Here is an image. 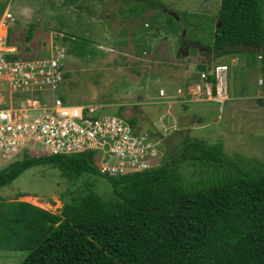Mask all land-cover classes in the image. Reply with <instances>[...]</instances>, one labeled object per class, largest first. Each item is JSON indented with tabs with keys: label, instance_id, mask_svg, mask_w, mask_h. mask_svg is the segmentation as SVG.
I'll list each match as a JSON object with an SVG mask.
<instances>
[{
	"label": "rangeland",
	"instance_id": "374dc122",
	"mask_svg": "<svg viewBox=\"0 0 264 264\" xmlns=\"http://www.w3.org/2000/svg\"><path fill=\"white\" fill-rule=\"evenodd\" d=\"M153 1L160 5L152 7L143 0H0V17L7 7L12 21H4L6 26L8 23L6 42L15 46L19 57L46 56L54 44L65 49L64 78L54 91L65 103L98 102L102 105L100 114L133 117L135 131H160L162 122L166 126L175 123L176 127H170L161 139V156L156 162L158 166L173 160L180 182L186 187L199 184L201 177L211 172L180 155L184 137L220 143L223 153L243 167H264V106L256 101L264 99L262 72H257L256 67L245 71L239 67V53L213 58L205 49L212 38L219 0ZM29 24L33 25L32 36L24 41ZM165 43L175 50L184 45L190 52L197 44L199 55L210 65L226 63L229 100L221 104L160 102L164 97L157 95L159 87L173 95L171 92L180 86V94L176 93L185 97L190 83L185 86L186 80L169 57L157 53L151 58L154 45L165 53ZM70 47L80 48L79 55L68 50ZM238 49L251 50L242 46ZM247 56L245 60L250 59ZM3 58L9 60L6 55ZM253 60L260 65L255 57ZM247 75L253 84L245 81ZM258 77L261 83L257 85ZM238 94L243 96L241 103L236 99ZM227 105L231 110L227 111ZM34 147L38 150L32 154L44 149L38 143ZM21 156L20 153L15 158ZM225 175L226 171L217 174L218 178ZM85 183L101 198H115L104 177L82 173L69 181L48 163L23 170L0 188V196L10 200L22 194L18 200L58 214L63 201L87 190ZM24 255L23 250H0V264H17Z\"/></svg>",
	"mask_w": 264,
	"mask_h": 264
},
{
	"label": "trees",
	"instance_id": "16d2710c",
	"mask_svg": "<svg viewBox=\"0 0 264 264\" xmlns=\"http://www.w3.org/2000/svg\"><path fill=\"white\" fill-rule=\"evenodd\" d=\"M263 6L264 0H219L212 38L204 46L213 58L243 52L252 60L260 53L264 84ZM32 28L27 26L24 41ZM68 50L79 55L81 49ZM256 101L264 106V99ZM132 119L126 118L130 125ZM92 154L24 151L0 169V188L29 166L48 163L69 181L82 173L104 177L115 196L103 199L85 183L87 190L63 201L58 214L18 200L22 194L0 196V250L25 251L17 264H264L263 166L243 167L220 143L184 137L180 155L211 172L186 187L173 160L107 176ZM223 171L227 175L218 178Z\"/></svg>",
	"mask_w": 264,
	"mask_h": 264
},
{
	"label": "built area",
	"instance_id": "2783aa9c",
	"mask_svg": "<svg viewBox=\"0 0 264 264\" xmlns=\"http://www.w3.org/2000/svg\"><path fill=\"white\" fill-rule=\"evenodd\" d=\"M8 11L5 7L0 17V169L24 151L32 154L38 150L34 143L43 146L40 154L92 151L97 170L107 176L157 166L161 139L175 123L166 126L162 122L160 131H135L124 117L100 114L99 103H65L54 93L64 78L65 49L54 44L46 56H17L14 45L6 42L8 23L6 26L4 21H12ZM227 70L226 63L218 62L197 71L196 81L188 88L193 100L224 102ZM158 94H163L162 89ZM163 117L159 116L160 121Z\"/></svg>",
	"mask_w": 264,
	"mask_h": 264
},
{
	"label": "crops",
	"instance_id": "0c3cea01",
	"mask_svg": "<svg viewBox=\"0 0 264 264\" xmlns=\"http://www.w3.org/2000/svg\"><path fill=\"white\" fill-rule=\"evenodd\" d=\"M10 45H12V44H10ZM163 47L165 49V53L159 52L158 47L156 48V45H154V50L151 51L152 52L151 58H154L155 56H157V53H158V55H160V57H162V56H166V58L169 57L170 58V62L172 63V65H174V67H176V70H180L181 77H183V79L186 80L185 86L190 82L188 84V88L197 79V71L192 68V64L193 63H195V64L196 63H202L206 67H208L210 65L207 62V59H204V58H202L199 55V53L197 51V48H198L197 44L194 46L192 52L189 51V47H185L184 45H181L179 47V49H177V50H175L174 48H172V46L169 48L168 43L163 44ZM150 53H148L147 55H149ZM168 54H171V55H168ZM239 55L240 56L237 57L238 62H239V67L243 68L244 71L247 68H249V67H253V68L256 67L258 69L257 72H259L260 65L257 64L258 62L256 63L253 59L252 60L251 59L245 60V59L248 58V56H247V54H244L242 52L239 53ZM220 62H223V61H220ZM238 62L235 61L234 64H238ZM258 79H259V77H258ZM245 81L246 82H251V83L253 82L248 75H247ZM257 81L258 80L256 79V84L258 85L259 83ZM242 88H244V87H242ZM159 89H162V88L159 87L158 90ZM177 89H179L178 92L176 91ZM162 91H163V94L162 95H159L158 92H157V95L159 97H164V99H161L160 102H165L167 104L172 103L173 100H177L176 102L177 103L179 102L180 104H183V103H186V102H189V103L190 102H208V101H204V100L194 101L193 98L191 97V95L189 96L188 91L186 92L185 97L184 96H181L180 97L178 95V94H180V91H181L180 86H176L174 92H171V93H173V95H167V94H165V92H164L163 89H162ZM252 91H254V90L252 89ZM226 92H227V88H226ZM245 93H249V92H245ZM186 96H188V97H186ZM229 98H230V96L227 93V99L225 101L229 100ZM236 99L239 100L240 103L243 102L242 101L243 96H240L239 94H238V97H236ZM96 103H98V102H96ZM240 103H239V106L241 108V104ZM76 104H79V103H76ZM230 106L231 105H227L226 106L227 107V111L231 110L230 109ZM131 126L134 127V124L131 125Z\"/></svg>",
	"mask_w": 264,
	"mask_h": 264
},
{
	"label": "water",
	"instance_id": "95a60500",
	"mask_svg": "<svg viewBox=\"0 0 264 264\" xmlns=\"http://www.w3.org/2000/svg\"><path fill=\"white\" fill-rule=\"evenodd\" d=\"M195 69H196L197 71H204V70H205V65L202 64V63H196V64H195Z\"/></svg>",
	"mask_w": 264,
	"mask_h": 264
},
{
	"label": "clouds",
	"instance_id": "9594fccd",
	"mask_svg": "<svg viewBox=\"0 0 264 264\" xmlns=\"http://www.w3.org/2000/svg\"><path fill=\"white\" fill-rule=\"evenodd\" d=\"M14 47H15V46H14ZM258 54L260 55V53H256L255 58H256L257 60H260V58H257V55H258ZM211 65H212V64H211ZM211 65H209L208 67H210ZM192 68H193L194 70H196V69H195V63L192 64ZM205 69H207L206 66H205ZM196 71H197V70H196Z\"/></svg>",
	"mask_w": 264,
	"mask_h": 264
},
{
	"label": "bare ground",
	"instance_id": "6f19581e",
	"mask_svg": "<svg viewBox=\"0 0 264 264\" xmlns=\"http://www.w3.org/2000/svg\"><path fill=\"white\" fill-rule=\"evenodd\" d=\"M3 32V26L0 25V34Z\"/></svg>",
	"mask_w": 264,
	"mask_h": 264
}]
</instances>
